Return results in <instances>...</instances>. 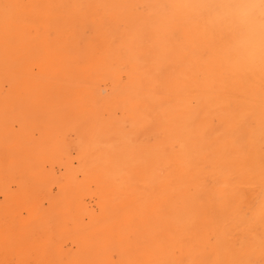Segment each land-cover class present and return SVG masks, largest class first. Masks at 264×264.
<instances>
[{"label":"bare ground","instance_id":"6f19581e","mask_svg":"<svg viewBox=\"0 0 264 264\" xmlns=\"http://www.w3.org/2000/svg\"><path fill=\"white\" fill-rule=\"evenodd\" d=\"M249 2L0 0V264H264Z\"/></svg>","mask_w":264,"mask_h":264},{"label":"clouds","instance_id":"9594fccd","mask_svg":"<svg viewBox=\"0 0 264 264\" xmlns=\"http://www.w3.org/2000/svg\"><path fill=\"white\" fill-rule=\"evenodd\" d=\"M225 14L231 17L240 27L250 31L254 39L264 31V0H252V2L232 7Z\"/></svg>","mask_w":264,"mask_h":264}]
</instances>
